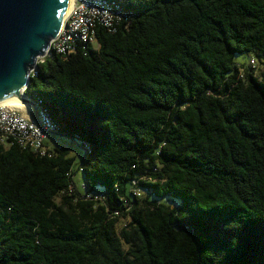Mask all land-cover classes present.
I'll return each mask as SVG.
<instances>
[{"label": "trees", "instance_id": "16d2710c", "mask_svg": "<svg viewBox=\"0 0 264 264\" xmlns=\"http://www.w3.org/2000/svg\"><path fill=\"white\" fill-rule=\"evenodd\" d=\"M117 1L25 89L85 187L66 144L0 145V264H264V0Z\"/></svg>", "mask_w": 264, "mask_h": 264}, {"label": "built area", "instance_id": "2783aa9c", "mask_svg": "<svg viewBox=\"0 0 264 264\" xmlns=\"http://www.w3.org/2000/svg\"><path fill=\"white\" fill-rule=\"evenodd\" d=\"M122 7L117 0H73L71 12L57 36L51 40L47 55L53 50L63 56H69L81 46L97 44L99 27L114 31L121 21L129 17ZM44 57H39L38 61ZM250 62L255 66L254 58H251ZM34 75L36 69L31 72V76ZM33 102L37 109L38 121L34 117L32 106L27 105L28 109L22 110L10 105H0V145L17 144L22 148L33 149L40 155H50L46 141L53 140L54 144L57 143L56 139L51 137L56 125L47 111L39 103ZM147 191L136 188L134 194L140 196ZM97 196L103 198L102 193Z\"/></svg>", "mask_w": 264, "mask_h": 264}, {"label": "water", "instance_id": "95a60500", "mask_svg": "<svg viewBox=\"0 0 264 264\" xmlns=\"http://www.w3.org/2000/svg\"><path fill=\"white\" fill-rule=\"evenodd\" d=\"M68 0H0V99L25 85L21 101L34 102L25 93L39 57L47 55L57 36Z\"/></svg>", "mask_w": 264, "mask_h": 264}, {"label": "rangeland", "instance_id": "374dc122", "mask_svg": "<svg viewBox=\"0 0 264 264\" xmlns=\"http://www.w3.org/2000/svg\"><path fill=\"white\" fill-rule=\"evenodd\" d=\"M252 55H253L252 53L237 54L235 57V61L237 62V64L243 65L245 68H249ZM254 70L257 74L260 72V67L257 62ZM56 141L57 144H61V143L66 144L70 149L71 156H75L74 168L76 172L74 175V182L76 186L81 190L82 189L81 187L83 183L86 181V179L84 173L82 171L77 170V168L81 159L85 155L84 149L81 147L79 143L74 142L70 138L65 136H56ZM53 143L54 142L52 140L49 141V144H53ZM56 201L58 202L59 198H56ZM126 223H127V219H120L117 223V230H120Z\"/></svg>", "mask_w": 264, "mask_h": 264}, {"label": "bare ground", "instance_id": "6f19581e", "mask_svg": "<svg viewBox=\"0 0 264 264\" xmlns=\"http://www.w3.org/2000/svg\"><path fill=\"white\" fill-rule=\"evenodd\" d=\"M73 6V0H68L67 2V6H66V10H65V14L63 16V19L61 21L60 27L59 29H61L64 25L65 20L67 19V17L69 16L71 9ZM25 85L21 86L17 92H14L10 95H7L3 98L0 99V105H10L13 107H17L20 108L22 110H27L28 106L26 103H24L23 101H21L20 96L22 95V91L24 90Z\"/></svg>", "mask_w": 264, "mask_h": 264}, {"label": "crops", "instance_id": "0c3cea01", "mask_svg": "<svg viewBox=\"0 0 264 264\" xmlns=\"http://www.w3.org/2000/svg\"><path fill=\"white\" fill-rule=\"evenodd\" d=\"M53 141V140H52ZM54 142V141H53ZM54 144V143H53Z\"/></svg>", "mask_w": 264, "mask_h": 264}]
</instances>
